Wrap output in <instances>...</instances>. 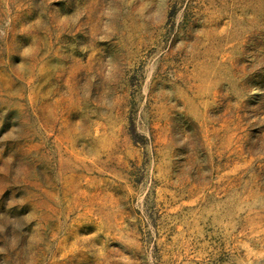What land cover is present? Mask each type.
<instances>
[{"label": "rangeland", "instance_id": "obj_1", "mask_svg": "<svg viewBox=\"0 0 264 264\" xmlns=\"http://www.w3.org/2000/svg\"><path fill=\"white\" fill-rule=\"evenodd\" d=\"M0 264H264V0H0Z\"/></svg>", "mask_w": 264, "mask_h": 264}]
</instances>
